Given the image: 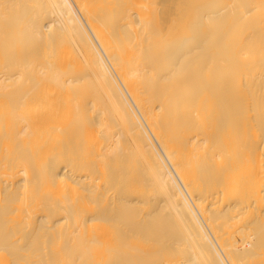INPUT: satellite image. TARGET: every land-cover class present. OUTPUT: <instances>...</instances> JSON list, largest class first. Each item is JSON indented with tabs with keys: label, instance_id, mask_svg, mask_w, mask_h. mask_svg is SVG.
<instances>
[{
	"label": "bare ground",
	"instance_id": "obj_1",
	"mask_svg": "<svg viewBox=\"0 0 264 264\" xmlns=\"http://www.w3.org/2000/svg\"><path fill=\"white\" fill-rule=\"evenodd\" d=\"M259 0H0V264H264Z\"/></svg>",
	"mask_w": 264,
	"mask_h": 264
},
{
	"label": "rangeland",
	"instance_id": "obj_2",
	"mask_svg": "<svg viewBox=\"0 0 264 264\" xmlns=\"http://www.w3.org/2000/svg\"><path fill=\"white\" fill-rule=\"evenodd\" d=\"M259 1H260V3H261L260 10H261V11H264V0H259ZM262 26H264V21H263V23H262Z\"/></svg>",
	"mask_w": 264,
	"mask_h": 264
}]
</instances>
